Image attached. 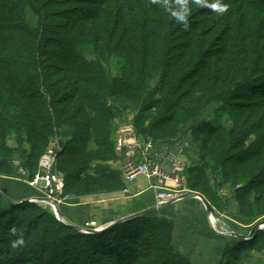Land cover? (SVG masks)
<instances>
[{
	"label": "trees",
	"instance_id": "1",
	"mask_svg": "<svg viewBox=\"0 0 264 264\" xmlns=\"http://www.w3.org/2000/svg\"><path fill=\"white\" fill-rule=\"evenodd\" d=\"M187 2L185 28L168 10H179L177 0H0V174L17 173L20 151L32 180L67 128L56 157L63 196L122 190L111 163L119 161L112 136L123 114L136 113L142 139L165 140L218 101L232 125H192L199 162L186 186L214 206V172L236 188L242 217L264 215V0ZM108 55L122 58L115 76ZM12 135L18 150L7 147ZM173 231L172 219L150 213L83 233L27 200L0 207V264H193ZM21 232L25 244L13 249ZM242 260L227 247L221 264Z\"/></svg>",
	"mask_w": 264,
	"mask_h": 264
},
{
	"label": "crops",
	"instance_id": "2",
	"mask_svg": "<svg viewBox=\"0 0 264 264\" xmlns=\"http://www.w3.org/2000/svg\"><path fill=\"white\" fill-rule=\"evenodd\" d=\"M117 132L118 129L115 134ZM179 156L187 165L198 162L196 155L190 151L181 152ZM117 168L121 167L117 166ZM9 181L19 184L11 185ZM124 181L126 187L119 191L68 196L59 203L63 219L80 226L89 222H96V227L105 226L123 217L157 206V189L154 184L174 189L182 194L190 191L186 190L183 184L177 186L172 176L149 178L141 174L133 182H127L125 179ZM27 182L0 174V207H10L9 201L1 196L2 193L9 200L16 202L42 195L37 188ZM153 213L173 220V244L176 250L193 264H219L221 262L225 241L215 234L208 217L209 214L201 199L194 196L182 198L162 206Z\"/></svg>",
	"mask_w": 264,
	"mask_h": 264
},
{
	"label": "rangeland",
	"instance_id": "3",
	"mask_svg": "<svg viewBox=\"0 0 264 264\" xmlns=\"http://www.w3.org/2000/svg\"><path fill=\"white\" fill-rule=\"evenodd\" d=\"M87 55L90 58H94V59L97 58V55L95 54L94 51L87 52ZM103 62L107 69V72L110 75L115 76L118 73H120L121 64H122L121 57L116 56V55H108L106 58L103 59ZM222 105L223 103L218 102V101H213L207 104L202 109L201 113L197 116L194 123H198L203 120H214L217 122H221L223 125L227 127L231 126L232 120H231L230 114L226 110L221 109ZM135 114L136 113L133 111H128L125 114H123L122 118L117 121L115 130L112 136L113 140L115 141L116 152L119 155V161L117 163H111V165L114 168H117V166L121 167V168H118L121 171H122L123 164L125 160L127 159V156H125V153H121L117 151L116 139L118 137V132L117 134H115V131L116 129H119L121 125H126V124L134 125ZM194 123H190L186 126H183L182 132L173 138H168L165 140H153L151 138L147 139L148 141H151L157 145L156 148L154 149L155 151L154 153L160 152L159 153L160 155H163L167 158V162L169 161L174 162L175 160H180L181 162L180 165L182 167V171L180 172L182 175L181 180H183L181 184L184 185L183 187L186 190H189L186 186L187 170L189 167L196 165L199 162L198 144L194 140L192 133L190 131V128L192 127ZM135 130H136V127H135ZM71 133L69 129L67 128L64 129L60 136H56L59 143L63 139H68ZM7 147L13 148L16 150L20 148L19 141L17 140V137L15 135L10 136V138L7 140ZM25 147L27 148L26 145ZM184 151L185 152L190 151V153H193L194 155H196L198 162L193 165H187L186 162H183V160L179 158L180 157L179 154ZM13 162L16 165L17 173L13 175H6V176L13 177V178L20 179V180H25L26 182L28 181L27 183L30 184L31 180L28 178L27 170L22 165V156H21L20 151H16L14 153ZM175 163H177V161ZM169 166H171L170 163H169ZM1 175H4V174H1ZM209 176H210L212 187L216 192V198L218 199V203L216 205L213 206L211 204L214 207V212L211 213L215 217L213 219H216V226L220 231H224V232L229 231L233 233L229 235L220 234V233H217L213 228L215 234L219 237V239L225 241L223 254L227 247L233 250L234 248H236L240 251V254L243 258L241 264H264V215L259 216L254 219L242 217L239 214L238 204H237V200L235 197L236 188L232 186L231 182H227L223 178L222 175H218V174H215L214 172H210ZM9 183L15 186L19 184L14 181H9ZM31 186L36 188L33 185ZM1 196L5 200L9 201V206L11 207L12 204L10 201H13V200H9V198L5 196L3 193ZM24 201H27V200H22L19 202L22 203ZM31 202H35V201L32 200ZM36 203L42 204L43 206L50 208L54 212L51 205L46 204V203H39V202H36ZM58 207L60 208V205ZM85 226L86 224L84 225V227ZM256 226L259 228L253 231ZM238 235L241 237H239ZM222 261H223V256L219 264H221Z\"/></svg>",
	"mask_w": 264,
	"mask_h": 264
},
{
	"label": "built area",
	"instance_id": "4",
	"mask_svg": "<svg viewBox=\"0 0 264 264\" xmlns=\"http://www.w3.org/2000/svg\"><path fill=\"white\" fill-rule=\"evenodd\" d=\"M156 146L157 145L153 142L142 139L136 132L134 125L126 124L119 127L116 148L118 152L125 153V156H127L122 167L124 179L127 182H133L141 174L149 178H167L172 176L176 185L180 186L183 182L180 173L182 171L180 160L167 162V158L160 155V152L154 153ZM59 148V141L57 137H55L50 141L46 152L40 159L38 173L30 181V184L41 192L42 195L39 197L50 198L54 200L57 205L68 197L63 196L64 176L56 169V157ZM176 161L177 163H175ZM169 163L171 166H169ZM154 187L157 189L158 204H164L174 199L177 201L182 195L179 191L165 188L158 184H154ZM31 200L39 203H46L36 200L35 198ZM213 218H215L214 215L210 213L209 219L211 225L217 233L227 235L233 234L229 231H220L216 226V219ZM85 227L96 228V222H89Z\"/></svg>",
	"mask_w": 264,
	"mask_h": 264
},
{
	"label": "water",
	"instance_id": "5",
	"mask_svg": "<svg viewBox=\"0 0 264 264\" xmlns=\"http://www.w3.org/2000/svg\"><path fill=\"white\" fill-rule=\"evenodd\" d=\"M197 197L199 199H201V201L204 203V206L208 212V214L210 213H213L214 212V207L211 205V203L209 202V200L201 193L199 192H193V191H189V192H186L184 194H182L180 196V199L182 198H186V197ZM36 200H39V201H43V202H46V203H50L49 205H51L52 209L54 210L57 218L64 222L65 224L69 225L71 228L75 229V230H78L80 232H83V233H99L101 231H104L106 229H109L111 227H113L114 225L120 223V222H123L127 219H130V218H133V217H137V216H141V215H146V214H150V213H153L155 211H157L159 208H161L162 206H165L167 204H171L173 202H175L176 200H171V201H168L164 204H157V206H154V207H151V208H148L146 210H143L141 212H138V213H135V214H132V215H129V216H126V217H123L119 220H116L110 224H107L105 226H99V227H92V228H86L84 226H80V225H76V224H72V223H66L63 219V216H62V213L58 207V205L54 202V200L50 199V198H47V197H35ZM30 201H32L30 199ZM12 205H16V204H19L21 202H16V201H10ZM259 227H255L253 231L257 230ZM239 236V235H238ZM241 237V236H239Z\"/></svg>",
	"mask_w": 264,
	"mask_h": 264
},
{
	"label": "clouds",
	"instance_id": "6",
	"mask_svg": "<svg viewBox=\"0 0 264 264\" xmlns=\"http://www.w3.org/2000/svg\"><path fill=\"white\" fill-rule=\"evenodd\" d=\"M159 0H152V3H158ZM177 3L179 4V10H172V9H168L170 11V14L172 17H174L176 19V21L178 23H181L185 26V28L188 27V16L190 14V8L188 5L187 0H177ZM193 4L199 5L201 3V0H192ZM165 7L168 8L167 3L165 2ZM217 11H224L225 9L221 8V9H214ZM10 234L12 236H16L18 234V229L13 227L10 230ZM25 244V240L23 238V233H19V238L15 239L11 242V247L13 249L18 248L21 245Z\"/></svg>",
	"mask_w": 264,
	"mask_h": 264
}]
</instances>
